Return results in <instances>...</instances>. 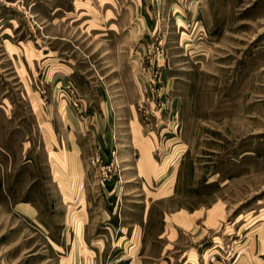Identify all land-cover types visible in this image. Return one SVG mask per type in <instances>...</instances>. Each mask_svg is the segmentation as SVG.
Segmentation results:
<instances>
[{
	"label": "rangeland",
	"instance_id": "1",
	"mask_svg": "<svg viewBox=\"0 0 264 264\" xmlns=\"http://www.w3.org/2000/svg\"><path fill=\"white\" fill-rule=\"evenodd\" d=\"M73 142L96 180L90 157L115 153L120 205L124 153H149L150 188L124 197L140 201L132 218L148 215L158 262L264 264V0L0 1V264H72L79 207L67 225L60 201L84 175L69 160L57 174L48 153ZM30 193L34 221L17 206ZM174 227L179 251L158 255Z\"/></svg>",
	"mask_w": 264,
	"mask_h": 264
},
{
	"label": "crops",
	"instance_id": "2",
	"mask_svg": "<svg viewBox=\"0 0 264 264\" xmlns=\"http://www.w3.org/2000/svg\"><path fill=\"white\" fill-rule=\"evenodd\" d=\"M12 4L15 5V1ZM74 70H76L75 67L71 68L69 73H75L77 71ZM74 88L78 90V88L75 85ZM79 93L81 92L79 91ZM100 94L103 103L106 104L104 99L105 96L102 93ZM82 95L81 98L79 99L80 101L82 100L81 102H86V104L91 103L90 98L88 100L87 93H83ZM67 99H68L67 103L68 105H70L69 107L71 109L69 114L73 113L72 109L73 110L75 109L77 110L78 108L81 109L82 107L81 103H79V107L76 108L71 104V100L68 96ZM35 107L36 108H34V110L36 112V115L38 118H40L41 116L40 111L38 110L37 106ZM93 120H97V121L100 120L99 122L103 123L100 117L94 116ZM102 123L100 124L101 126L103 125L106 126V124H108V121L106 120L105 123L103 124ZM41 128H43L44 143L48 145V143L50 141H54V139L51 134V130L48 127V124L42 122V119H41ZM102 129H106V127ZM101 132L102 130H100V133ZM100 133L99 132L96 133L95 135L96 139L97 140L100 139L102 140L103 143H105L103 139V136L105 135L103 133L100 136ZM74 139L75 136L73 140ZM73 145L74 148H72V150H70L69 153L66 152L65 153L66 156H61L58 153H48V157L52 163L53 168L58 170V172L55 171L57 174H63L64 172L58 167V165L63 169H68V167H64V161L69 160L68 162H70L71 164L69 168L70 174L76 172L79 175L80 173L84 175L83 187L82 188L81 186L79 187V183L76 182L74 188L72 189L73 204L70 203L68 205V203H66L68 207L66 208L65 202L60 201V204H62L63 206L62 208L65 214L66 224H67V218L69 217V219H71L70 208H69L70 205H75L76 207H79V209H76V211L79 212L80 215H77L79 217L76 218L77 219L76 226L75 229H73V234H74L73 238L75 239L74 241H72V246H71L72 264H146L147 262H152V264H171V262L168 259L160 260L158 262L157 260H159L160 256H156V257L149 256L151 254L149 252L148 254L146 251L148 245H145L143 242V237H144L143 230L145 227V223H147L148 220H150L148 219V215L143 213L140 217L139 215H137L135 218H132V216H130L131 212L128 213L126 211V210H131V211L135 210V207L139 206L138 204L140 202V201H135L134 199H130L129 197H135L138 195V193H136L137 191H140V193H142L143 191L148 190L150 188L151 182L146 177L147 175L144 176L141 174L142 172L144 173L145 170V168L141 163H143V161L147 163L150 162L148 156L149 153L146 154L124 153L126 156L124 157L126 158V161H122L123 162L122 176L124 178L123 181L124 183L120 187L122 191L124 190L123 193L124 196H129V197L125 198L123 196L122 198L123 203L122 205H120L119 204L121 202L120 197L122 195L121 193H118L119 196L117 198L116 183L114 184L110 181L103 183L99 181V179L96 180L97 172L93 167L89 166L86 168L84 167L80 168L79 163L81 161L79 157L81 153H78V150L79 152H81L80 146H78L76 142H73ZM133 157L136 158V161L133 160L134 161L133 163L127 161L129 159L132 160ZM32 201H33V194L30 193V195L25 197L24 201L21 202L20 204H17V206L19 205V208L24 212V214L27 217H29L32 221H34V218L36 217L38 211ZM67 201H71V200L67 199ZM128 201H133V203L129 205L127 203ZM124 218L126 219L124 220ZM173 230L175 231V233L172 238H169L167 233H165L166 235L164 236L167 238V240L164 242L162 249L159 250L158 255H161L162 253L164 254L170 253L171 248L172 251L175 252L179 251V249H176L173 246L174 244L177 243L176 240L178 238L179 231L175 227ZM70 235L71 233L68 229L67 231L66 228H62L60 230V235H59L60 242L57 243L52 242L56 246L57 250L59 251L62 250L64 252V248H66L69 243ZM156 237L162 239L163 235L161 234V232H158ZM46 238H48V236H46ZM191 238L193 239V237H190V239ZM69 257H71V255H69ZM63 259L65 260L66 257L63 256ZM153 259L155 260L154 262L152 261ZM66 264H71V263L66 262ZM179 264H190V262L186 258L180 261Z\"/></svg>",
	"mask_w": 264,
	"mask_h": 264
},
{
	"label": "built area",
	"instance_id": "3",
	"mask_svg": "<svg viewBox=\"0 0 264 264\" xmlns=\"http://www.w3.org/2000/svg\"><path fill=\"white\" fill-rule=\"evenodd\" d=\"M4 1V0H0ZM69 94L71 95L72 99V105L74 107H78L79 103L77 102L78 98L76 99V95L78 94L77 91L74 88V85L72 83H69V85H66ZM109 160L108 163H106ZM116 162L115 153H111L110 157L108 158H102L100 153H94L90 157V163L97 168V171L99 173V179L101 182L105 183L107 181H110V179L113 178V174H115L117 168H113L112 166Z\"/></svg>",
	"mask_w": 264,
	"mask_h": 264
}]
</instances>
